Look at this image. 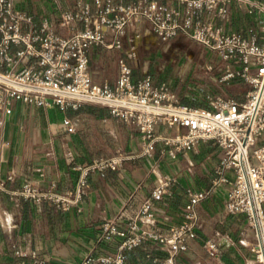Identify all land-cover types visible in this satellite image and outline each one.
Here are the masks:
<instances>
[{"label":"built area","instance_id":"built-area-1","mask_svg":"<svg viewBox=\"0 0 264 264\" xmlns=\"http://www.w3.org/2000/svg\"><path fill=\"white\" fill-rule=\"evenodd\" d=\"M174 1L177 6L161 0H95L94 5L81 1L62 13L60 26L71 31L65 35L48 21L39 27L31 15L17 8L15 0H0V109L10 112L15 102L62 110L98 104L137 129L141 156L155 157L158 143L172 158L188 153L202 141H215L222 149L212 187L207 191L188 189L181 222L167 231L152 227L156 224L153 202L171 195L176 181L153 169L157 184L128 229H120L112 221L103 225L104 239L121 238L117 253L88 255L82 264H124L126 251L145 241L161 244L168 253L163 264H177L178 254L187 250L188 242L198 237L202 226L198 204L223 184L227 185L225 213L246 217L255 237L251 244L254 261L264 264V43H259L256 36L248 39L227 31L234 0ZM237 1L264 13V5ZM178 39L196 42L216 53L221 63L216 68L207 64L206 70L216 69L219 82L243 79L250 86L246 98L239 101L208 94L207 105L198 106L183 102L173 87L156 82L150 73L134 80L133 65L127 58L137 59L147 44H170ZM95 46L125 53L126 58L119 60L115 86L93 80L90 56ZM66 124L69 131H74L70 120ZM159 126L174 129V133H158ZM134 157L119 149L89 163L75 162L78 179L67 191H59L54 185L40 187L32 181L9 189L6 180L13 176L4 178L1 173L0 190L13 199L48 202L61 211H80L90 175L117 171ZM205 249L212 258H220L221 247L215 239L208 238ZM18 254L31 257L29 262L19 264H46L35 253Z\"/></svg>","mask_w":264,"mask_h":264},{"label":"crops","instance_id":"crops-1","mask_svg":"<svg viewBox=\"0 0 264 264\" xmlns=\"http://www.w3.org/2000/svg\"><path fill=\"white\" fill-rule=\"evenodd\" d=\"M81 1L95 4V0H15V4L31 15L39 27L48 21L58 32L67 35L70 29L60 26L62 13L75 8ZM161 1L177 6L174 0ZM251 1L264 5V0ZM226 28L248 39L256 36L259 43H264V13L247 5L241 6L237 0L230 5ZM152 45L157 44H147L143 49ZM117 53L126 57L122 50L93 47L90 71L95 82L107 81L116 85L117 77L107 71L112 61L115 63L113 59ZM121 58H118V69ZM134 60L138 62V58ZM220 63L216 53L206 55L203 65L206 75L198 77L184 97L174 88L181 100L198 106L207 105L208 94L244 100L250 86L243 79L219 82L215 77L216 69L207 71L205 68L207 64L216 68ZM133 72H136L134 80L146 74L139 75L134 67ZM66 120H70L74 131L68 130ZM157 132L173 134L174 129L159 126ZM163 147L162 143L157 144L153 158L141 156L142 143L137 129L113 116L103 105L85 104L79 109L62 110L58 106L45 108L15 102L10 112L0 109V173L4 178L13 176L6 180L9 189H18L32 181L40 187L54 185L59 191H67L78 179V172L73 168L75 162L89 163L119 149L135 155L117 171L90 175L80 211H61L48 202L13 199L0 190V264L31 260L18 253H35L45 259L46 264H82L88 255L116 254L121 238L104 239L103 225L112 221L120 229H128V223L139 213L157 184L153 169L175 177L176 181L171 195L153 202L156 224L152 227L167 231L173 224L181 222L188 202V189L207 191L212 187L223 153L215 141H202L176 158L164 153ZM226 197L227 185L223 184L200 201L197 210L202 226L198 237L190 240L187 250L178 254L177 264H256L251 250L255 237L249 242L251 240L244 232L247 219L241 214L225 213ZM208 238L219 243L220 258H212L206 251ZM167 256L161 244L145 241L126 251L124 264H163Z\"/></svg>","mask_w":264,"mask_h":264},{"label":"rangeland","instance_id":"rangeland-1","mask_svg":"<svg viewBox=\"0 0 264 264\" xmlns=\"http://www.w3.org/2000/svg\"><path fill=\"white\" fill-rule=\"evenodd\" d=\"M211 51L196 42H186L178 39L170 44H157L139 52L138 62L127 58L139 75L150 73L156 81L163 80L175 88L184 97L185 93L191 90L195 82L206 75L203 65L206 55ZM125 56L117 53L107 73L118 78V58ZM149 64V66L147 65ZM262 141V139H261ZM244 232L253 242L254 233L248 223Z\"/></svg>","mask_w":264,"mask_h":264},{"label":"trees","instance_id":"trees-1","mask_svg":"<svg viewBox=\"0 0 264 264\" xmlns=\"http://www.w3.org/2000/svg\"><path fill=\"white\" fill-rule=\"evenodd\" d=\"M133 76H134V77L136 76V72H133Z\"/></svg>","mask_w":264,"mask_h":264}]
</instances>
